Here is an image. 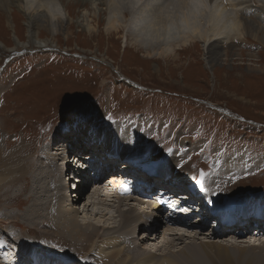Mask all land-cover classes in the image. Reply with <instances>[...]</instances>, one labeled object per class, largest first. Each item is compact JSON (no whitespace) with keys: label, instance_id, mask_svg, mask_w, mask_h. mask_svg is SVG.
Wrapping results in <instances>:
<instances>
[{"label":"rangeland","instance_id":"rangeland-1","mask_svg":"<svg viewBox=\"0 0 264 264\" xmlns=\"http://www.w3.org/2000/svg\"><path fill=\"white\" fill-rule=\"evenodd\" d=\"M84 1L61 0L70 15L71 35L68 38L65 35L56 36V42L50 47L27 44L29 39L25 29L26 22L20 13L13 14L12 25H9L10 19L2 18L0 14V91H4L0 92V132L4 135L0 149L7 148L9 152L18 146L27 168V175L18 183L19 186L15 183L18 188H14V193H10L9 201L5 203L12 205L6 211L9 218L5 225L8 227L6 229L12 230L8 239L15 243L14 248L18 247L25 263L31 264L34 259L33 264L40 261H47L48 264H86L87 260L81 258L90 256L89 248H75L74 241L67 235L44 241L41 236L42 228L27 222L25 210L28 212L31 196L29 173L35 168L37 159L41 158L42 150L57 138L58 143L68 140L69 145L61 148L63 152L60 150L68 164L71 156L73 160L76 158L70 142L80 144L82 139H74L79 137V133L89 134L88 127L91 124L98 129L101 125L109 128L119 122L130 123L135 134L149 148L145 150L147 158L140 157L142 159L137 160L141 166L148 165L156 170L161 169L162 172L164 170V174L169 175L172 180L187 177L188 181L195 184L190 186L202 198L204 187L210 197H219V201H212L218 206L220 217L224 214L223 209L226 212L237 209L248 215L257 211L252 204H256L257 208L264 206L261 203L264 198H259L264 195V72L249 69H255L258 63L264 66L262 42L253 37L234 41L235 50L240 51L243 56L238 60L235 57L232 59V50L228 53L229 58L214 65L213 69L207 65L199 41L177 50V60L174 54L163 57L155 56L154 53L147 55L146 50L136 42V35L127 26L120 31L107 30L104 7L94 3L95 0H88L89 3ZM259 1L253 0L255 3L251 8L256 10L253 11L257 12L255 16L261 17L264 15V8ZM17 11L16 8L13 10ZM85 16L90 17L89 21ZM253 18L264 27V19ZM85 19L93 21L92 25L96 30H87L83 26L88 23ZM40 37L46 39L49 35L42 31ZM16 40L25 43V46H15ZM14 47L19 49L12 50ZM249 54L258 55L249 57ZM92 141L97 142V139ZM81 144L76 150H81ZM60 145L55 147L58 149ZM90 145L86 144V148ZM56 151L51 150L52 153ZM88 154L85 149L83 156L87 157ZM115 159L119 166L137 162L129 163L117 157ZM168 161L176 162L177 166L174 164L169 167L166 164ZM230 162L238 163L240 172L235 176L226 175L227 171L224 170ZM71 166L74 168L76 165L72 163L69 167ZM256 166L261 168L258 172ZM201 172L204 173L203 187L197 183ZM229 172L234 173V169ZM63 174L64 170L58 184L63 190L59 198L66 197L67 182L64 185ZM49 175L48 178H51L52 174ZM78 190L76 195L80 191L83 195L80 198L73 197L76 201L70 200L68 208L72 209L73 204L77 203L78 211L82 212L84 203H87L89 194L93 191L88 186L84 191L80 187ZM64 201L66 203L65 198ZM122 207L127 208L124 205ZM116 209L112 208L106 219H103L106 221L109 216H113V225L121 224L119 213L114 212ZM151 212L154 216L155 210ZM82 216L84 215L80 217ZM151 218L145 219L149 225ZM234 218L237 217L234 215ZM12 220L19 223L22 229L13 226ZM253 220L250 218L247 221ZM88 221L96 223L94 218ZM220 226L224 227L222 224ZM226 231L209 228L205 232L202 228L199 234L195 231L188 235L196 237L190 242L192 245H199L202 241L230 244L229 250L232 258L235 257L236 264H242L237 262V257L240 256L251 259L254 264H264V253L259 248L251 246L245 239H237L232 234L233 230ZM144 232L142 230L138 235ZM157 232L160 233V228ZM222 233L225 235L221 236ZM111 235L121 237L117 231ZM147 235L150 237L149 232ZM96 237L93 239L99 241L107 238L103 231ZM23 238V244L19 243L18 240ZM187 239L188 237L184 238L185 242H179L173 238V243L161 250V242L152 237V242H155L150 244L151 252L156 253L153 255L158 261L175 250L185 248L190 251L186 246ZM259 239L264 237L257 240ZM130 240L132 246L126 245L127 253L131 254V260L136 261L139 256L136 254V247L141 239L137 242L135 238ZM23 246L26 251L22 250ZM200 248L194 253L195 257L201 259H198L199 264H212L209 263V256ZM28 250H35L38 255L44 254L45 257L33 258ZM175 257L181 260L184 258L178 253ZM103 262L106 263L105 260Z\"/></svg>","mask_w":264,"mask_h":264},{"label":"bare ground","instance_id":"bare-ground-1","mask_svg":"<svg viewBox=\"0 0 264 264\" xmlns=\"http://www.w3.org/2000/svg\"><path fill=\"white\" fill-rule=\"evenodd\" d=\"M89 1L85 0L84 2L89 3ZM259 2L264 8V0H260ZM94 3L104 7V15H107V18L104 20L106 22L107 30L115 32L120 31L121 28L127 26L130 32L136 35V42H139V46L146 50L147 55H152V53H154L155 56L163 57L166 55L168 56L169 54H174L175 60H177L179 59L177 50L189 47L192 44L194 45L199 41L203 47L205 61L209 68L213 69L214 65L222 61L225 62L226 58H229L228 53L232 50L234 51L232 59L235 57L238 60L239 57L243 56L240 51L235 50L236 46L234 45V41L236 40L241 39L243 41L247 37H253L257 41L262 42L264 46V27L253 20V16L263 20L264 15L261 17L260 15L255 16L257 12H253L255 9L251 8L253 7L252 4L255 3L253 0H95ZM254 6L256 5L254 4ZM15 8L18 10L17 12H13ZM14 13H20L25 19V29H27L29 39L27 43L28 45L30 44L36 47L46 45L47 47H50V45L52 46V44L56 42V36L65 35V37L68 38L71 35L69 26L70 15L68 14L66 7L61 3V0H0V14L3 16L2 18L7 17L6 19H10L11 21ZM85 18L87 20L90 19V17L87 16H85ZM10 21L9 25H12V21ZM92 24L93 21L88 22L83 26H85V28L87 27V30L89 31H94L96 28ZM42 31H46L50 38H41ZM1 45L5 46L3 44ZM20 45H22L23 48L25 43L23 44L16 40L15 46ZM14 49L18 50L19 47H14L12 50ZM257 55L258 54H249L248 56L256 57ZM252 67L254 68V66ZM249 69L261 73L264 72V66L259 63L256 64L255 69H251V67H249ZM94 124L99 125L97 122H94ZM132 127L133 126L130 125V123L122 124V122H119L114 126H109V128L101 125L100 127L98 126V129H95L91 124L88 127L89 134L79 133V137H76L74 140L82 139L80 144L84 142L85 144H91L89 150H92V153L86 155L87 157H82V159L85 160L87 164H90L91 167L93 164L97 166L99 164V167L102 169L104 166H112V164H114V167L112 168V172H114V168L117 169L121 166H130L134 168L131 169L133 175L138 176L139 174L141 180H149L146 183L149 187L148 189L151 190V192H148L150 193L148 195H152L154 192H161L164 194L165 189L156 190L157 186L154 185L152 181L154 175L157 174L158 171L154 173L144 172L146 175L137 173L138 168L143 167L138 161L142 159L140 157L147 158L145 150H148L149 148L147 144L144 141H141V139L135 134L136 131L133 130L134 128L132 129ZM3 136L4 135L0 132V143L4 138ZM63 137H66V135ZM95 139H97V142L92 141ZM57 141L58 138L55 141H52L53 143L51 145L49 142L42 150L41 158L37 159L38 162L36 165L34 164L35 168L31 170L28 177L30 179V182L28 181V186L31 196L28 201L29 207L26 206L28 212L25 210V218H27L29 224L42 228L41 236L44 241H50L54 237L58 238L59 236L62 237L64 235L69 236L71 240L74 241L73 245L75 248H89L88 251L90 252V256L81 258L82 260H87L86 264H199L198 259L200 258L194 256V253L198 251L197 248L199 247H201L200 249L204 254L206 253V256H209V263L236 264V260L234 259L235 255L233 254L234 258H232L229 250V246H231L230 244L228 245L219 242L208 243L206 241L200 242L199 245L195 243L192 245L190 243L196 237H190L188 235L189 233L196 231L197 234H199L202 231V228L205 232L206 229L213 228L206 221L196 222L195 217L182 221L183 225L181 229L185 230L183 233H176V231L173 233L174 240H178L179 242H185L184 238L186 239V237H188L187 241L189 244L187 243L186 246L190 251H186L185 248L175 250L173 253L171 252L168 256H164L161 260L157 261L153 255L156 253L151 252L150 244H153L155 241H160L157 231L167 223V217L164 212L165 201H156L150 197L146 200H140L134 196H119L115 189L130 179L128 175H123V177L117 179L113 177L115 175H112L108 179V181L112 182L110 185L114 186L112 189H106L103 182H98L89 187V190L91 189L93 192L89 194V190L87 191L89 198L87 203H84L83 209H80L82 212L78 211L79 207H77V203L73 204L72 209L68 208L70 200H72V202L76 201L73 197L80 198L83 195L82 191H80L78 196L76 195V192L79 191L78 188L80 187V189H83L84 191L86 186H89L92 183L87 184L88 180H85L86 170L84 168V162L79 159H74L71 164L75 163L76 166L74 168L72 166L70 167V174L74 177L71 179L73 181L71 184H74L75 182H77V184L65 188L66 195H64L66 197L64 198L66 203L63 197L59 198V196H62L60 192L62 193L63 190L58 184L62 177L63 170L64 185L65 182L69 180L70 174L67 166H70V162L66 164L67 159L62 153H60V150L63 152V149H61L62 147H67L69 145V143H67L68 140L59 143ZM70 143L72 152H77L76 148L80 144L78 142L72 143V141ZM58 145L61 147L57 149L55 146ZM17 147H14L9 152L7 148L6 150L4 149L5 151L0 149V231L1 234H5H0V260L3 261H1L0 264H24L26 262L25 258L22 259L18 247L16 246V248H14L15 243L13 244L8 239V236L12 235V230L6 229L8 227L5 225V221L9 218V214L6 211L12 207V205H5V203L9 201L10 193H14V188L17 187L18 183L23 180L27 173L26 164L22 158L23 153H21L19 147ZM52 149L57 150L56 153H52ZM79 151L83 155L84 149ZM3 153H5L4 156ZM116 157L119 160L129 163L132 161H138L136 164L131 163L128 165L124 163L125 165L121 164L119 166L118 161L115 159ZM70 158H72V156ZM60 161L61 163H59ZM166 164L170 167L176 164V162L173 161L170 163L168 161ZM100 168L99 171L102 172ZM173 168L176 170L174 166ZM232 169H234V173L229 172ZM260 169L261 168H258L256 171L258 172ZM224 170L227 171L226 175L232 176H235L240 172L237 162H230L229 165L225 166ZM66 173H68V177L65 178ZM49 174H52L51 178L49 177L50 179L48 178ZM114 174H116V171ZM163 178L166 183L161 185V188H169V190L173 191L176 190L174 188L175 184L182 180H172L170 176H164V174ZM183 180L185 183L189 184V187H187L185 191H192L190 184L194 183L188 181L187 177ZM10 181L14 184H11ZM15 183H17V185H15ZM202 191L204 197H209L205 198L215 202L216 200L219 201V197H210L209 194H206L204 187ZM207 191H209V189ZM67 195H69L70 198H68ZM259 198H264V195L259 196ZM261 203H264V201H261ZM122 205L127 208L122 209ZM26 207L24 209H26ZM252 207L256 208L257 211L254 213L250 212L251 214L248 215L239 212L240 210L238 211L237 209L228 210L227 212L223 209L224 214L222 215V218L226 225L223 229L227 231L233 230L232 234H235L237 239L241 238L240 240L245 239L247 241L248 234L250 235L254 232L255 235L257 234L258 238H263L264 225L262 226V223H264V206H259L257 208L256 204H252ZM112 208H117L114 212H118L120 215L119 217H121V224L119 225L116 223V225H113L114 223L111 222L114 220L113 216H109L105 221ZM153 209L155 210V217L151 212ZM43 211H45L44 214ZM234 212H236V214H234ZM246 213H248V209H246ZM82 214L84 216L80 217ZM231 215H233V217ZM234 215L237 218H234ZM148 217H152L150 219L151 225H149L148 222H145V219ZM93 218L96 223L88 221ZM250 218L254 220L258 218L262 219V221L255 220V223L260 225L258 229L251 230L250 228H247L246 222H252L247 221ZM157 220H159V222H157ZM154 223L155 225H153ZM202 224H205V226H200ZM242 224L244 225L242 226ZM12 225L20 230L22 229V226L15 221ZM172 226H175V224H172ZM142 230H145V232L138 235ZM101 231L105 233L107 238L102 241H99L98 239L94 240V237L100 236ZM116 231L121 234L120 238L111 235ZM148 232L150 237H147ZM142 235L145 237H140ZM222 235L225 234L222 233L221 236ZM136 237H140L139 239H141V242L136 247V254L139 256H136V261H133L131 260V254L127 253L128 247L126 245L129 244L131 247L132 243L130 239L133 238L134 240L135 238L137 242L138 239ZM152 237L155 238V241L153 242L151 240ZM229 237L232 238L233 235H229ZM24 239L25 238L22 240L19 239L18 242L23 244L21 241ZM259 240L260 244L251 246L259 248L264 253V239ZM172 241L173 240L170 241L171 243L164 241L159 249H164L166 245L169 247L168 245H171L173 243ZM237 241L240 242L239 240ZM15 242L17 243V241ZM37 243H39V241H37ZM42 244L43 243L41 242V246ZM251 246L247 247L254 250ZM257 248L255 249L257 250ZM22 250L26 251L24 250V246L22 247ZM28 251L30 252L29 255L33 258L37 257L41 259L43 256L45 257L44 254L38 255L35 250ZM176 253L182 254L184 258L181 260L178 257H175ZM237 258V262L242 264H254L251 259H245L244 256ZM102 259L105 260L106 263L103 262ZM34 261L35 260L33 259L31 264H33ZM43 262L44 261H40L36 264H48L47 261L45 263ZM66 263L67 262H64V264ZM53 264L59 263L53 262Z\"/></svg>","mask_w":264,"mask_h":264},{"label":"snow or ice","instance_id":"snow-or-ice-1","mask_svg":"<svg viewBox=\"0 0 264 264\" xmlns=\"http://www.w3.org/2000/svg\"><path fill=\"white\" fill-rule=\"evenodd\" d=\"M109 119H111V117H109ZM203 179H204V173L201 172L200 173V178L197 180V183L201 185V187H203Z\"/></svg>","mask_w":264,"mask_h":264}]
</instances>
